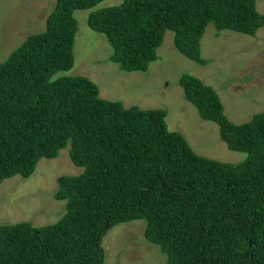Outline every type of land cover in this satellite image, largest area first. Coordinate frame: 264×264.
Here are the masks:
<instances>
[{"label":"trees","instance_id":"1","mask_svg":"<svg viewBox=\"0 0 264 264\" xmlns=\"http://www.w3.org/2000/svg\"><path fill=\"white\" fill-rule=\"evenodd\" d=\"M103 0H57L46 29L30 34L0 63V183L29 177L39 160L70 145L83 171L58 177L66 201L57 222L0 225V264H105L104 237L115 225L146 220L145 237L166 264H264V111L232 122L212 84L184 73L179 84L200 116L218 125L237 164L196 152L170 129L164 108L126 106L101 96L75 65V11ZM219 31L255 35L256 0H124L93 10L89 27L106 36L123 71L148 70L168 29L176 48L205 63L202 38Z\"/></svg>","mask_w":264,"mask_h":264},{"label":"rangeland","instance_id":"2","mask_svg":"<svg viewBox=\"0 0 264 264\" xmlns=\"http://www.w3.org/2000/svg\"><path fill=\"white\" fill-rule=\"evenodd\" d=\"M124 0H103L89 9L75 11L79 29L75 44V65L59 71L63 75H85L95 81L101 96L120 100L126 106L164 108L172 130L182 132L199 154L237 164L247 158L222 141L218 125L200 116L184 94L179 78L191 73L212 84L219 92L228 118L237 124L248 122L264 111V26L255 35L232 30L219 31L210 22L202 38L205 63L182 54L175 46V32L168 29L158 49L159 58L147 71L126 72L111 61L113 52L105 35L87 22L93 10L121 4ZM57 0H0V63L30 34L42 32ZM264 13V0H256ZM70 145L55 158H41L29 177L15 175L0 183V225L29 221L42 226L57 222L66 212V201L55 197L60 175L83 171L71 159ZM146 220L115 225L104 237L105 264H166L160 247L145 237Z\"/></svg>","mask_w":264,"mask_h":264}]
</instances>
